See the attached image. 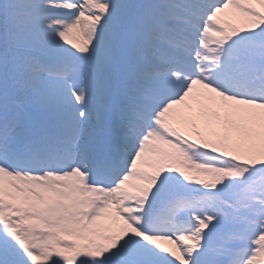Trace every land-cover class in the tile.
I'll list each match as a JSON object with an SVG mask.
<instances>
[{
	"label": "snow or ice",
	"instance_id": "1",
	"mask_svg": "<svg viewBox=\"0 0 264 264\" xmlns=\"http://www.w3.org/2000/svg\"><path fill=\"white\" fill-rule=\"evenodd\" d=\"M0 264H264V0H0Z\"/></svg>",
	"mask_w": 264,
	"mask_h": 264
},
{
	"label": "rangeland",
	"instance_id": "2",
	"mask_svg": "<svg viewBox=\"0 0 264 264\" xmlns=\"http://www.w3.org/2000/svg\"><path fill=\"white\" fill-rule=\"evenodd\" d=\"M227 18H229V19H232V20H233V22H236V23H238V22H239V21H238V20H236L234 17H232L231 13L229 14V16H228Z\"/></svg>",
	"mask_w": 264,
	"mask_h": 264
}]
</instances>
